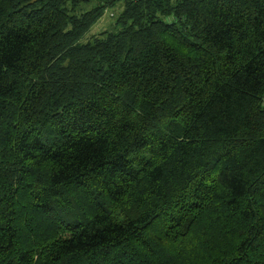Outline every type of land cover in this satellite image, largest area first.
I'll return each instance as SVG.
<instances>
[{"label": "trees", "instance_id": "trees-1", "mask_svg": "<svg viewBox=\"0 0 264 264\" xmlns=\"http://www.w3.org/2000/svg\"><path fill=\"white\" fill-rule=\"evenodd\" d=\"M263 99L264 0H0V264H264Z\"/></svg>", "mask_w": 264, "mask_h": 264}, {"label": "rangeland", "instance_id": "rangeland-1", "mask_svg": "<svg viewBox=\"0 0 264 264\" xmlns=\"http://www.w3.org/2000/svg\"><path fill=\"white\" fill-rule=\"evenodd\" d=\"M118 11H106L102 18L90 28L87 34L81 39V42L91 39L92 37L98 36L101 32L111 29L113 26V19L117 15Z\"/></svg>", "mask_w": 264, "mask_h": 264}, {"label": "built area", "instance_id": "built-area-1", "mask_svg": "<svg viewBox=\"0 0 264 264\" xmlns=\"http://www.w3.org/2000/svg\"><path fill=\"white\" fill-rule=\"evenodd\" d=\"M262 106H263V108H264V99H263V103H262Z\"/></svg>", "mask_w": 264, "mask_h": 264}]
</instances>
